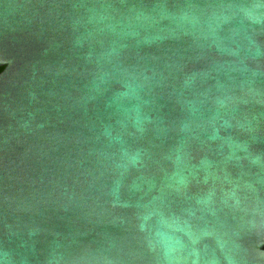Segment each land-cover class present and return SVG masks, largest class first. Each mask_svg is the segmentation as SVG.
<instances>
[{"label":"water","instance_id":"1","mask_svg":"<svg viewBox=\"0 0 264 264\" xmlns=\"http://www.w3.org/2000/svg\"><path fill=\"white\" fill-rule=\"evenodd\" d=\"M0 264H264V0H0Z\"/></svg>","mask_w":264,"mask_h":264},{"label":"trees","instance_id":"2","mask_svg":"<svg viewBox=\"0 0 264 264\" xmlns=\"http://www.w3.org/2000/svg\"><path fill=\"white\" fill-rule=\"evenodd\" d=\"M2 71H3V69L1 68V69H0V73H1Z\"/></svg>","mask_w":264,"mask_h":264}]
</instances>
